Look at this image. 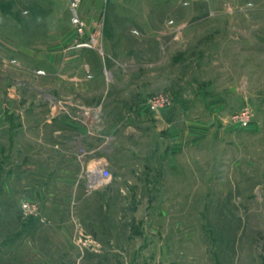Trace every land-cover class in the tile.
Wrapping results in <instances>:
<instances>
[{"label": "rangeland", "instance_id": "1", "mask_svg": "<svg viewBox=\"0 0 264 264\" xmlns=\"http://www.w3.org/2000/svg\"><path fill=\"white\" fill-rule=\"evenodd\" d=\"M77 14L0 0V264H264V0Z\"/></svg>", "mask_w": 264, "mask_h": 264}, {"label": "crops", "instance_id": "2", "mask_svg": "<svg viewBox=\"0 0 264 264\" xmlns=\"http://www.w3.org/2000/svg\"><path fill=\"white\" fill-rule=\"evenodd\" d=\"M120 22H122L123 24H128V25H134V20H131V19H129V18H120V20H119ZM77 47H79V48H86V49H81V51L82 52H86L87 54H97L98 55V53H97V51L94 49V48H92V47H86V46H77ZM99 56V55H98ZM65 68H66V66H64ZM77 67V68H76ZM50 67H48V70H47V72H49V73H53V71L52 70H50V69H54V68H56V66H55V64H53V66H52V68H50ZM69 69H74L73 71L75 72L76 70V73H79L80 75L82 74V76H80L81 78L82 77H84L83 75H85V72L88 70L89 71V69H87V67H84L85 69L84 70H82L79 66H69L68 67ZM60 69V68H59ZM95 78V77H94ZM86 82V81H85ZM88 85H95V82H94V80H88ZM96 89V88H95ZM94 89V90H95ZM86 95L88 94V92L86 91V92H84ZM143 95V94H142ZM133 113V112H132ZM140 113V112H139ZM136 117H138V119H140V118H142V117H144V113L141 115V114H138V113H133V120H134V122H136ZM148 118H149V116H148ZM150 119H151V117H150ZM64 120V122L65 123H70L71 121L70 120H68V118H66L65 117V119H63ZM16 121H18V122H20V119L19 118H17L16 119ZM124 121H126L125 119L123 120V122ZM139 121V120H138ZM63 122V123H64ZM69 125H71V124H68V126ZM133 126H134V124H132ZM121 126V125H120ZM71 127H73L72 125H71ZM123 127L125 128L126 127V123H124L123 124ZM81 128H78L77 130L78 131H81L80 130ZM160 129V128H159ZM57 133V135L58 134H60V131L59 132H55V134ZM9 134H10V136L12 137V136H14L15 135V131H14V129L12 128L10 131H9ZM125 136L127 137V133H125ZM113 137V139H116V142H118L119 141V136H118V133H116L115 134V136H112ZM74 142V144L76 143V146L79 144L78 142H76V141H73ZM91 163V165H92V167H99V166H101L102 165V161H100V160H98L97 158H95L93 161H91L90 162ZM91 173V174H90ZM96 174V175H95ZM91 175V176H90ZM99 179L98 180V182H95L94 181V183H95V185L96 184H99V185H101L103 182H105L107 179L105 178V176H104V173H98V172H93V175H92V171L91 172H89V181H90V179L91 180H96V179ZM105 179V180H104Z\"/></svg>", "mask_w": 264, "mask_h": 264}, {"label": "built area", "instance_id": "3", "mask_svg": "<svg viewBox=\"0 0 264 264\" xmlns=\"http://www.w3.org/2000/svg\"><path fill=\"white\" fill-rule=\"evenodd\" d=\"M69 3H70V6H71V9L74 13V18H73V21L76 25L79 26V31L80 32H83V28H84V24L81 20V18H79L78 14H77V9H78V6L80 4V0H68ZM104 176L105 178H109V173L108 172H104Z\"/></svg>", "mask_w": 264, "mask_h": 264}, {"label": "bare ground", "instance_id": "4", "mask_svg": "<svg viewBox=\"0 0 264 264\" xmlns=\"http://www.w3.org/2000/svg\"><path fill=\"white\" fill-rule=\"evenodd\" d=\"M107 179V178H106ZM105 180V179H104Z\"/></svg>", "mask_w": 264, "mask_h": 264}]
</instances>
